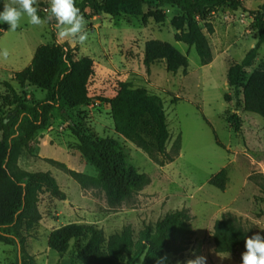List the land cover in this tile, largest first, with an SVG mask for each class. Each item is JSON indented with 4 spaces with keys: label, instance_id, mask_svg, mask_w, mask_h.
Listing matches in <instances>:
<instances>
[{
    "label": "rangeland",
    "instance_id": "374dc122",
    "mask_svg": "<svg viewBox=\"0 0 264 264\" xmlns=\"http://www.w3.org/2000/svg\"><path fill=\"white\" fill-rule=\"evenodd\" d=\"M242 1L244 8L233 9L229 3H221L208 13L207 21L214 27V32L208 33L213 50V61L208 65L201 64L195 47L175 39L177 30L172 19L182 11L173 5L163 7V22L149 18L146 24L142 16L125 13L111 16L102 12L92 18L82 15L88 33L84 44L74 38L59 43L68 44L76 59L94 60L95 74L88 89L95 99L90 106L70 109L72 119L94 130L98 138L118 139L128 166L149 174L151 183L111 206L102 185L83 188L63 169L46 161L45 158H52L80 172L98 174L79 151L71 123L55 110L48 125L36 132L21 155L30 171L50 170L67 195L66 200H60L53 196L47 183L37 184L42 220L26 239V251L35 264H70L72 247L60 256L48 246L51 231L59 226L73 222L93 224L109 236L130 225L138 238L146 226L154 228L166 213L182 208H188L192 215L194 241L182 254L166 253L164 264H188L197 257H203L205 264H241L245 250L218 253L213 233L216 220L232 212L264 234V198L259 176L264 174V117L246 111L243 95L227 80L230 65L241 62L256 45L258 31L251 25L255 13L264 11V0ZM4 3L15 4V0H0V10ZM34 7L44 21L41 25L28 24L26 17L14 31L9 30L7 23L0 24V49L9 53L6 59L0 57V96L7 93L2 82L10 81L30 100L45 98L46 93L34 86L22 88L13 75L31 64L38 46L57 43L52 28L56 21L49 18V0H35ZM151 9L152 4L146 5L145 11ZM150 39L173 44L188 57V65L173 73L160 60L148 69L145 48ZM258 68H264V45L249 72ZM121 82L162 98L170 131L169 152L181 137L182 148L174 161L160 165L150 153L117 134L110 105L97 97H113ZM235 115L239 131L230 123ZM148 140L153 142L152 137ZM223 168L229 176L224 191L210 184L212 176ZM16 261V245L0 242V264Z\"/></svg>",
    "mask_w": 264,
    "mask_h": 264
},
{
    "label": "trees",
    "instance_id": "16d2710c",
    "mask_svg": "<svg viewBox=\"0 0 264 264\" xmlns=\"http://www.w3.org/2000/svg\"><path fill=\"white\" fill-rule=\"evenodd\" d=\"M221 3H229L233 9L244 8L242 0H75L80 14L87 18L102 12L111 16L125 13L142 16L145 24L149 18L163 22L165 5L179 8L182 13L172 19L177 30L175 39L195 47L202 65L213 61L208 33H213L214 27L207 16L212 7ZM148 4H152L153 9L145 11ZM251 26L258 31V41L241 62L230 65L227 80L243 95L245 110L264 117V68L249 72L264 45V11L255 13ZM160 60H164L167 70L173 73L188 65V57L170 42L148 40L145 48L147 68ZM94 74L92 58L76 59L68 44L47 43L37 47L29 66L13 73L14 80L22 88L29 85L45 92L44 99L30 100L10 81L2 82L7 93L0 96V242L16 245L12 235L16 236L22 244V264H35L26 251V239L42 220L37 184L43 181L54 197L67 198L51 171L32 172L19 165L24 149L29 148L36 132L48 125L55 110L71 123L79 140V151L98 174L80 172L52 158H45L46 161L63 169L83 188L102 185L111 206L120 204L151 183L149 174L128 166L118 139L98 138L94 130L72 119L70 109L93 104L95 97L89 94L88 85ZM97 99L110 105L117 134L150 153L158 164L165 165L179 155L181 137L174 143L172 153L167 149L170 131L160 96L121 82L113 97ZM14 110L17 114L8 117ZM230 123L236 131L240 130L237 115ZM148 137H152L153 142ZM219 145L223 146L221 142ZM259 176L264 198V174ZM228 181V171L223 168L212 176L210 184L224 191ZM23 182L27 185L23 186ZM256 233L264 236L242 217L232 212L224 213L214 225L215 250L218 253H233L239 248L246 251V238ZM194 236L192 215L188 208H182L166 213L154 228L146 226L138 238L130 225L107 236L96 225L73 222L53 229L48 246L60 256L72 247L70 264H137L141 259L140 264H164L166 253H184L192 245Z\"/></svg>",
    "mask_w": 264,
    "mask_h": 264
},
{
    "label": "clouds",
    "instance_id": "9594fccd",
    "mask_svg": "<svg viewBox=\"0 0 264 264\" xmlns=\"http://www.w3.org/2000/svg\"><path fill=\"white\" fill-rule=\"evenodd\" d=\"M35 0H15V4L4 3L0 10V24L7 23L9 30H16L20 26L23 17L27 18L30 25H41L44 21L38 15ZM49 18H55L52 25L59 44L66 38H74L80 44L88 39V33L84 30V17L75 6V0H49ZM64 51H67L65 48ZM7 49H0V57L7 58ZM245 252L241 254V264H264V236L254 234L245 240ZM188 264H205L203 257L190 260Z\"/></svg>",
    "mask_w": 264,
    "mask_h": 264
},
{
    "label": "water",
    "instance_id": "95a60500",
    "mask_svg": "<svg viewBox=\"0 0 264 264\" xmlns=\"http://www.w3.org/2000/svg\"><path fill=\"white\" fill-rule=\"evenodd\" d=\"M16 114H17V110H14L13 112L9 113L8 117L15 116ZM6 121H8V118L6 119ZM26 185H27V183L23 182V186H26ZM12 237L16 241L18 264H22V244H21L20 240L16 236L12 235Z\"/></svg>",
    "mask_w": 264,
    "mask_h": 264
},
{
    "label": "crops",
    "instance_id": "0c3cea01",
    "mask_svg": "<svg viewBox=\"0 0 264 264\" xmlns=\"http://www.w3.org/2000/svg\"><path fill=\"white\" fill-rule=\"evenodd\" d=\"M19 165H20L23 169H25V170H28V171L31 170L30 167H26V166L23 164L22 156H21L20 159H19ZM48 171H50V170H48ZM59 227H60V226H59Z\"/></svg>",
    "mask_w": 264,
    "mask_h": 264
}]
</instances>
